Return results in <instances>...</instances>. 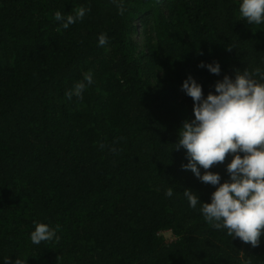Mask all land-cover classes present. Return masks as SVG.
<instances>
[{
    "label": "trees",
    "instance_id": "obj_1",
    "mask_svg": "<svg viewBox=\"0 0 264 264\" xmlns=\"http://www.w3.org/2000/svg\"><path fill=\"white\" fill-rule=\"evenodd\" d=\"M239 2L123 0L121 15L113 0H0V264H264V236L253 247L189 206L186 188L210 202L215 187L175 150L189 75L207 96L236 69L264 71V25ZM81 6L83 20L55 21ZM231 158L210 169L221 182ZM36 222L56 237L33 244Z\"/></svg>",
    "mask_w": 264,
    "mask_h": 264
},
{
    "label": "clouds",
    "instance_id": "obj_2",
    "mask_svg": "<svg viewBox=\"0 0 264 264\" xmlns=\"http://www.w3.org/2000/svg\"><path fill=\"white\" fill-rule=\"evenodd\" d=\"M123 15V0H113ZM74 14L64 15L56 11L54 19L64 29L83 20L87 9L83 6L73 10ZM239 15L249 25H264V0H240ZM108 42L106 34L98 37V46ZM229 51L231 48L228 49ZM211 74L219 76L222 68L218 61L205 63ZM258 77V78H257ZM264 71L235 70L234 78L224 75L217 80L214 92L204 95L203 85L189 75L182 83L181 91L193 100L194 118L186 119L178 129L175 150L184 149L187 163L184 170H190L205 184L215 187L210 202H202L191 189H185L184 197L193 209L200 204L203 218L217 230H226L233 239L256 247L264 236ZM94 82L93 74H84L65 93L68 100L73 96L82 100L85 90ZM115 151V149H113ZM228 179L222 181L219 172L210 169L223 163ZM166 196L172 197L173 190L167 189ZM56 230L48 224L36 222L30 233L33 244L52 240ZM58 239V237H57ZM5 264H27L17 256L4 259Z\"/></svg>",
    "mask_w": 264,
    "mask_h": 264
},
{
    "label": "rangeland",
    "instance_id": "obj_3",
    "mask_svg": "<svg viewBox=\"0 0 264 264\" xmlns=\"http://www.w3.org/2000/svg\"><path fill=\"white\" fill-rule=\"evenodd\" d=\"M165 235L169 240L172 239V234L170 232H166Z\"/></svg>",
    "mask_w": 264,
    "mask_h": 264
}]
</instances>
